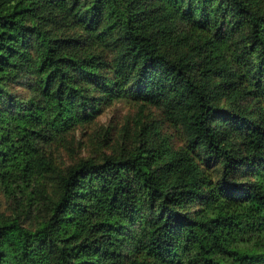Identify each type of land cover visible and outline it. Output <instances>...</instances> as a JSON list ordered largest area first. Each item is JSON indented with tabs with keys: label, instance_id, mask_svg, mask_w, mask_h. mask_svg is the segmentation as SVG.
I'll use <instances>...</instances> for the list:
<instances>
[{
	"label": "trees",
	"instance_id": "obj_1",
	"mask_svg": "<svg viewBox=\"0 0 264 264\" xmlns=\"http://www.w3.org/2000/svg\"><path fill=\"white\" fill-rule=\"evenodd\" d=\"M0 264H264V0H0Z\"/></svg>",
	"mask_w": 264,
	"mask_h": 264
},
{
	"label": "rangeland",
	"instance_id": "obj_2",
	"mask_svg": "<svg viewBox=\"0 0 264 264\" xmlns=\"http://www.w3.org/2000/svg\"><path fill=\"white\" fill-rule=\"evenodd\" d=\"M129 111H130V105L128 103L124 101L118 102L113 108H109L103 113H101L98 117V121L105 124H113V125L119 124L121 123V121ZM73 148L74 150H78L79 144L76 143L73 146ZM59 150L62 154L63 160L68 162L70 160L69 155L71 152L67 149H62V148H60ZM88 152H89V148L83 149L81 152L79 151L78 154L86 155Z\"/></svg>",
	"mask_w": 264,
	"mask_h": 264
}]
</instances>
